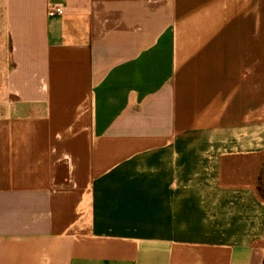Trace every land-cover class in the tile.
Wrapping results in <instances>:
<instances>
[{
  "label": "crops",
  "instance_id": "0c3cea01",
  "mask_svg": "<svg viewBox=\"0 0 264 264\" xmlns=\"http://www.w3.org/2000/svg\"><path fill=\"white\" fill-rule=\"evenodd\" d=\"M263 165L264 0H0V264H264Z\"/></svg>",
  "mask_w": 264,
  "mask_h": 264
},
{
  "label": "trees",
  "instance_id": "16d2710c",
  "mask_svg": "<svg viewBox=\"0 0 264 264\" xmlns=\"http://www.w3.org/2000/svg\"><path fill=\"white\" fill-rule=\"evenodd\" d=\"M263 172H264V165L261 170L260 176H259V183H258V191L260 195L264 198V186L262 185V180H263Z\"/></svg>",
  "mask_w": 264,
  "mask_h": 264
},
{
  "label": "built area",
  "instance_id": "2783aa9c",
  "mask_svg": "<svg viewBox=\"0 0 264 264\" xmlns=\"http://www.w3.org/2000/svg\"><path fill=\"white\" fill-rule=\"evenodd\" d=\"M62 13H63V10L60 9V8H56L55 10H51V11H50V14H51V15L62 14Z\"/></svg>",
  "mask_w": 264,
  "mask_h": 264
},
{
  "label": "rangeland",
  "instance_id": "374dc122",
  "mask_svg": "<svg viewBox=\"0 0 264 264\" xmlns=\"http://www.w3.org/2000/svg\"><path fill=\"white\" fill-rule=\"evenodd\" d=\"M262 185L264 186V172H263V180H262Z\"/></svg>",
  "mask_w": 264,
  "mask_h": 264
}]
</instances>
